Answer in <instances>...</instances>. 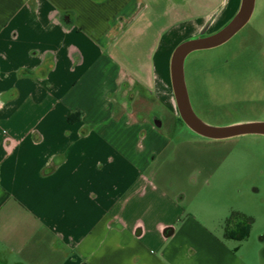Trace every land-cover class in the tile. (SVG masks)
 Listing matches in <instances>:
<instances>
[{"label":"crops","instance_id":"0c3cea01","mask_svg":"<svg viewBox=\"0 0 264 264\" xmlns=\"http://www.w3.org/2000/svg\"><path fill=\"white\" fill-rule=\"evenodd\" d=\"M240 2L0 0V264H247L153 167L172 51ZM147 35L138 70L111 54Z\"/></svg>","mask_w":264,"mask_h":264},{"label":"rangeland","instance_id":"374dc122","mask_svg":"<svg viewBox=\"0 0 264 264\" xmlns=\"http://www.w3.org/2000/svg\"><path fill=\"white\" fill-rule=\"evenodd\" d=\"M154 37L129 36L137 43L121 42L111 54L138 70L151 60ZM263 54L264 0H254L251 16L233 36L219 46L193 51L184 60L185 87L197 117L210 125L264 121ZM170 133L154 160L162 180L185 195L182 205L205 228L229 248L237 247L236 255L247 264H264V135L210 139L185 125ZM231 211L252 219L241 242L224 237V220Z\"/></svg>","mask_w":264,"mask_h":264},{"label":"water","instance_id":"95a60500","mask_svg":"<svg viewBox=\"0 0 264 264\" xmlns=\"http://www.w3.org/2000/svg\"><path fill=\"white\" fill-rule=\"evenodd\" d=\"M254 0H241L239 9L231 20L218 31L179 43L172 51L169 63L170 82L177 111L182 122L193 132L211 139H224L242 134L264 135V121H248L231 125H210L193 112L184 81V60L197 50L210 49L221 45L233 36L249 19Z\"/></svg>","mask_w":264,"mask_h":264},{"label":"trees","instance_id":"16d2710c","mask_svg":"<svg viewBox=\"0 0 264 264\" xmlns=\"http://www.w3.org/2000/svg\"><path fill=\"white\" fill-rule=\"evenodd\" d=\"M178 121L182 122L180 117H178ZM251 222L252 219L249 216H246L238 211H231V213L224 220V237H234L237 240L246 238L249 234ZM237 233L238 235H235Z\"/></svg>","mask_w":264,"mask_h":264},{"label":"flooded vegetation","instance_id":"af4514ba","mask_svg":"<svg viewBox=\"0 0 264 264\" xmlns=\"http://www.w3.org/2000/svg\"><path fill=\"white\" fill-rule=\"evenodd\" d=\"M248 122V121H247Z\"/></svg>","mask_w":264,"mask_h":264}]
</instances>
